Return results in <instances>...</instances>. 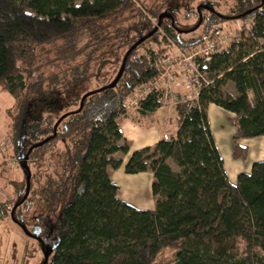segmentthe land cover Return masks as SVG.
<instances>
[{
    "label": "trees",
    "instance_id": "obj_1",
    "mask_svg": "<svg viewBox=\"0 0 264 264\" xmlns=\"http://www.w3.org/2000/svg\"><path fill=\"white\" fill-rule=\"evenodd\" d=\"M147 1L0 0V88L18 106L12 140L26 183L30 177L13 221L30 222V233L47 240L48 264H157L166 249L175 251L172 264H264V161L230 183L208 122L210 104L235 114V160L248 158L241 140L264 136V0H235L231 19L252 26L203 65L211 83L198 101L177 105L176 137L126 164V174H154L155 209L139 211L118 199L109 169L129 152L118 125L126 100L159 78L165 50L150 58L140 51L151 43L200 45L222 18L208 6L204 16L200 6L204 33L186 40L171 10ZM152 19L161 21L157 32ZM158 96L141 103L143 114L161 107ZM21 187L0 204V220L25 198Z\"/></svg>",
    "mask_w": 264,
    "mask_h": 264
},
{
    "label": "rangeland",
    "instance_id": "obj_2",
    "mask_svg": "<svg viewBox=\"0 0 264 264\" xmlns=\"http://www.w3.org/2000/svg\"><path fill=\"white\" fill-rule=\"evenodd\" d=\"M147 2L148 4L155 3L156 5L161 7L160 10L162 8V10L164 11L171 10L178 20V26L181 28V31L185 32L183 34V37L186 40L199 39L204 33L205 28L201 25V18L198 15V11H200L201 8L200 6H203L202 10H205L203 12L204 16H207L209 14L206 6H208V8H212L213 11H215L213 13L218 14L222 18H227H221L219 23L215 24L213 26V29L206 35L211 36L213 32V37L211 38H214L218 42L215 44L219 45L222 52H225L231 48L232 36L238 35V37L241 39V35L246 33L252 26V19H231L233 14V12L231 11L235 6V0H148ZM190 13L191 15L189 16ZM152 21L157 24L154 19H152ZM217 31H220V35H216ZM204 42L205 41L202 42L201 46L204 45ZM260 42L261 45L264 46V40H261ZM222 47L225 48L221 49ZM162 49H164L165 51L162 53V56L159 60V66L170 67V64L166 63L165 60L177 58L182 51H184L185 53H189L190 55H194L200 51L201 47L197 49L194 47L181 48L175 46L174 44L165 45L164 43H151L150 45H148V48L141 50L140 53L146 54L150 58L151 51L158 52ZM181 70L182 66L175 65L174 67L171 65L170 71L165 73V68L164 70L162 68V73L160 75L165 73V76L163 78L165 84H160L162 85V88L164 86V88H167L169 92V96L167 97L165 103L166 106L171 100L176 107L178 104H183L185 102H195L193 101L195 100L194 95H192L190 89L187 88L185 80L184 83L186 85V94L184 93V97H179L173 89L174 83H176L178 80H182L184 77V73L181 72ZM91 88L95 89L97 88V85H93L91 86ZM225 90L230 95L235 94V88L231 84H228ZM18 111L19 110L15 99L9 93L0 88V153L2 152L0 155V204L3 202H13V200L17 198V184H21V193L23 194V196L25 195L26 191V176L23 169L21 168L20 161L15 152L13 145L14 143L12 140V136L14 135L13 118L17 116ZM228 117L225 116L221 119L214 118L215 124H213V129L217 135L219 134L218 141L221 145L222 151H229L233 156V142L236 128L232 123V118ZM241 142L242 140L240 141V143ZM246 143L251 148L253 145L258 144V142L254 140H249ZM234 161H239L242 164L246 165L248 158L246 161L235 159ZM170 164L172 165L174 170L177 169L173 162L170 161ZM110 170L111 168L109 169V171ZM44 171L45 169H42V172ZM28 215V221L29 219H33L31 217L32 215H30L29 213ZM28 227L29 231L33 232V226L30 222L28 223ZM50 239L55 244L57 237L55 235L50 236ZM26 246L27 248L29 247L30 255L33 253V258H29L30 255L28 253V263L42 264L45 258L37 240L29 237L24 232V230L11 218L0 220V264H23ZM174 255V250H164L158 258L157 264H172Z\"/></svg>",
    "mask_w": 264,
    "mask_h": 264
},
{
    "label": "crops",
    "instance_id": "obj_3",
    "mask_svg": "<svg viewBox=\"0 0 264 264\" xmlns=\"http://www.w3.org/2000/svg\"><path fill=\"white\" fill-rule=\"evenodd\" d=\"M173 89L179 97H184V93L186 94L184 79L174 83ZM225 116L233 119L235 114L227 112L215 104L209 105L208 122L214 141L224 161L228 179L230 183L236 185L240 174H251L253 165L264 161V136L257 139L242 140L240 144L249 150L248 161L246 165L234 161L231 152L222 151L218 141L219 134L217 135L213 129L214 118L221 119ZM118 125L123 138L121 145L126 144L129 148L126 155L118 154L115 157L122 160V166L117 170L111 169L109 171L112 180L119 188L118 199L136 210L153 211L155 209V199L152 193L154 174L148 171L129 175L125 172V166L134 153L153 148L162 140H170L176 137L178 131L177 107L171 100L167 106H161L152 113L143 114L139 110L127 108L126 113L118 119ZM249 140L257 141L258 144L251 148L246 143Z\"/></svg>",
    "mask_w": 264,
    "mask_h": 264
},
{
    "label": "built area",
    "instance_id": "obj_4",
    "mask_svg": "<svg viewBox=\"0 0 264 264\" xmlns=\"http://www.w3.org/2000/svg\"><path fill=\"white\" fill-rule=\"evenodd\" d=\"M216 35H220V31H217ZM211 37H213V32L211 36H207L204 39L205 42L203 46H201L202 44L194 46V48L196 49L201 47L200 51L196 54L190 55L189 53H185L184 51H182L180 52L177 58L165 60L166 63L170 64V67L158 66L159 78L155 82L137 87L126 100V109L131 108L141 111V103L145 101L147 97L154 92H158V102L160 103V106H164L167 97L169 96V92L167 88H164V86L162 88V85L160 83L165 84L163 79L165 76L164 74L170 71L171 65L174 67L175 65L182 66L181 72L184 73L183 79L186 82L187 88L190 89L191 94L194 95L195 100L193 101H198L202 88L204 86H208L211 83L207 79L206 74L202 71L201 68L203 67V65L211 61L214 54L222 52V50H220L219 45L215 44L218 42ZM240 40L241 39L238 37V35L232 36V44L237 43ZM223 48L225 47H222L221 49ZM162 68L163 70L165 68V73L160 75L162 73Z\"/></svg>",
    "mask_w": 264,
    "mask_h": 264
},
{
    "label": "water",
    "instance_id": "obj_5",
    "mask_svg": "<svg viewBox=\"0 0 264 264\" xmlns=\"http://www.w3.org/2000/svg\"><path fill=\"white\" fill-rule=\"evenodd\" d=\"M161 18H162V16H160V20H161ZM160 26H161V21H159V23H158V25H157V27H156V30H155L154 32H157L158 29L160 28ZM154 32H153V33H154ZM153 33H152L151 35H153ZM145 39H146V38H143L142 40H140V41L138 42V44L144 42ZM138 44H136V45L132 48V50H133ZM130 52H131V51L128 52L127 56L129 55ZM127 56H126L125 59H124V64H123V66H122V68H121V71H120L118 77L116 78V80L114 81V83H113L110 87H114V86L118 83V81L120 80V78L122 77V74H123V71H124V65H125V62H126V60H127ZM44 143H45V142H42V143H40V144H38V145H36V146H34V147L41 146V145H43ZM28 155H29V154H28ZM27 160H28V156H27L26 159H25V166H24V167H25L26 169H28V167H27ZM29 193H30V177L28 178V181H27V191H26L25 198L23 199V201H22L20 204H18L17 206H15V207L13 208L12 212H11V219H12V220H15V217H14L15 210L17 209V207H18L19 205H21V204H23V202H25V200H26V199L28 198V196H29ZM19 226L24 230V232H25L29 237H36V238L42 243V251H43V254H44V258H45V259H44V264H47L48 261H49L50 254L53 252L52 248L49 247V246H46L45 243H44V241H43L42 239H40V238H38L37 236H35V235H33L32 233H30V231L28 230V228H27L26 226H24V225H22V224H20ZM40 233H41V228H38V234H40Z\"/></svg>",
    "mask_w": 264,
    "mask_h": 264
},
{
    "label": "flooded vegetation",
    "instance_id": "obj_6",
    "mask_svg": "<svg viewBox=\"0 0 264 264\" xmlns=\"http://www.w3.org/2000/svg\"><path fill=\"white\" fill-rule=\"evenodd\" d=\"M31 238H33V239H35V240H37V242L40 244V246H41V249H42V243L36 238V237H31ZM38 238H40V239H42L41 237H38ZM43 240V239H42ZM43 241H45V240H43ZM47 241V240H46ZM45 241V242H46ZM44 242V243H45ZM46 245V244H45ZM51 256V255H50ZM49 259H50V257H49ZM49 262V261H48ZM43 264H44V261H43ZM48 264V263H47Z\"/></svg>",
    "mask_w": 264,
    "mask_h": 264
}]
</instances>
